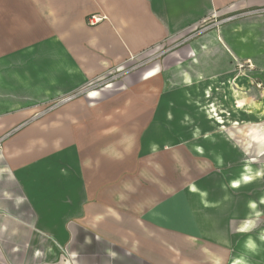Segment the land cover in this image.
Segmentation results:
<instances>
[{
    "label": "crops",
    "instance_id": "0c3cea01",
    "mask_svg": "<svg viewBox=\"0 0 264 264\" xmlns=\"http://www.w3.org/2000/svg\"><path fill=\"white\" fill-rule=\"evenodd\" d=\"M259 7L264 0H0V264L173 263L174 250L162 252L171 254L170 261L159 258L158 247L146 242L156 241L149 238L154 234L144 230L145 223L164 222L155 188L162 194L173 190L168 182L161 189L152 175L160 164L154 152L171 144L164 132L175 116L162 98L197 100L199 114L215 130V146L261 164L253 170L247 163L230 186L215 188L222 218L215 226L226 230L216 229L220 251L205 247L198 264H216L218 258L234 264L240 257L264 264V13L242 15ZM214 13L233 18L214 24ZM90 15L102 20L90 24ZM204 22L212 26L193 33ZM132 61L142 67L104 90L110 95L103 98L120 99L116 106L78 100L32 118L37 108L15 103L55 97L111 68L119 73ZM32 68H40L38 79L32 80ZM34 81L54 87L32 96ZM112 116L119 123L111 124ZM140 146L149 148L151 167L136 175L142 187L126 174L127 160L135 159ZM175 156H161L172 182L171 165L180 162ZM223 157L216 154V167ZM244 176L252 179L244 182ZM253 179H262L258 191ZM249 201L256 202L255 210ZM246 216L257 227L237 231ZM130 226L142 235L136 244ZM248 237L258 245L255 252L244 247Z\"/></svg>",
    "mask_w": 264,
    "mask_h": 264
},
{
    "label": "rangeland",
    "instance_id": "374dc122",
    "mask_svg": "<svg viewBox=\"0 0 264 264\" xmlns=\"http://www.w3.org/2000/svg\"><path fill=\"white\" fill-rule=\"evenodd\" d=\"M140 64L135 61L129 62L126 66L120 68L121 71L119 73L117 68H111L98 75V77L82 84V86L80 85L52 98L39 99L31 97L30 99H16L15 103H23L26 107L37 108V111L31 115L32 118L35 115L40 116L61 107L71 106L78 100L85 106L105 108L116 106L120 99L112 96L103 98L105 95H110L109 93H104V90H107L105 88H108V90L115 88L123 74L135 70ZM140 67L142 66L138 68ZM38 69L40 68L34 70L32 68V80L38 79L37 75H35ZM51 85L54 87L53 83L34 81L31 84V95L33 96L36 93L35 91L40 88L50 87ZM92 91L95 92V95L89 98L88 96H90ZM162 103H164V107L166 106L165 109L169 107L175 112L174 122L170 125L171 129L164 132L165 135L168 134L172 139L169 138L168 140V143H171L169 146L156 148L154 156H159L158 161H160V164L152 175L154 177L158 175V183L161 189L164 188L162 187L163 184L168 182L172 185L170 190H173L171 194H162L157 191V187L155 188L156 196H154V201L157 204V213L160 218L164 219V222L157 221V225L154 227L149 222L145 223L146 228L144 230H147V232L152 231V235L154 234L153 237L149 238L156 240L153 242L146 241L148 244L146 245L148 248L158 247V257L167 256L169 261L171 260V254H163L162 252H166L168 248L169 250H174L172 264H183L184 259L189 260L190 263L198 264L202 257L201 250H204L205 247L212 252L220 251L221 246L214 241L218 238L216 237V229L218 232L226 230L225 227L215 226L216 219L219 218V223H221L222 219L220 218L221 212L215 207V188L221 185L230 186V178L235 175L236 171H239L238 173L240 174V169L245 167L244 165L248 163L249 158L243 156L232 158L229 147L221 148L215 146V130L213 125L209 121L205 123L204 118L199 114L197 100L174 98L173 100L170 99L169 102L166 98H162ZM111 121V124L119 123L116 116H112ZM119 128L120 126H118ZM111 129L114 130V128ZM148 149L145 146L138 147L135 159L128 158L127 160V177H132V183L138 187L144 185L136 176L138 171L151 168L146 165V159L149 154ZM166 152L176 155V159L180 160V162L171 165L175 172L174 182L169 179V168L165 166L164 158H161ZM126 153L127 156L132 154L131 151H128V148ZM221 153L224 154V162H221V167H216V154L221 155ZM248 164L251 165L253 170L256 167H261V164H257V162ZM253 180L254 186H256L255 189L258 191L257 189L260 187L262 179ZM193 185L198 190H203L207 193V203L200 199L199 191L193 192L190 190ZM242 196H245V192ZM228 197L231 198L230 195ZM222 222L227 223V220L223 219ZM133 229L136 230V228L130 226L127 229V233L130 236H134L136 244L138 239L142 240V235L134 234ZM229 230L230 228L228 227ZM121 233H123V229ZM201 236H207L208 241L201 240ZM227 237L230 238L229 236ZM227 245L226 254L228 253L229 255L230 244L227 243ZM156 260L159 263L166 264L165 258Z\"/></svg>",
    "mask_w": 264,
    "mask_h": 264
},
{
    "label": "clouds",
    "instance_id": "9594fccd",
    "mask_svg": "<svg viewBox=\"0 0 264 264\" xmlns=\"http://www.w3.org/2000/svg\"><path fill=\"white\" fill-rule=\"evenodd\" d=\"M257 175H259V173H257ZM251 179H252L251 176H244L243 177L244 182H248ZM239 183H240V181H234V182H232V186L233 187H238ZM190 190L193 191V192L199 191L201 196H206L207 195L206 192H204L203 190H198L195 187V185H193ZM262 202H264V201H262ZM249 207L255 210L256 209V202L255 201H249ZM259 215H260L259 211H255L254 212V216L256 218H258ZM256 227H257L256 219L249 218V217L246 216L244 218V220L242 221V223L238 226L237 231H239V232H249V231H252L253 229H255ZM260 239L264 240V236H261ZM244 247L248 251L255 252L257 250V248H258V245H257V243H256V241L254 239H252L251 237H248L245 240ZM216 264H222V258H218ZM234 264H246V261H245V259L243 257H240V258H238V259H236L234 261Z\"/></svg>",
    "mask_w": 264,
    "mask_h": 264
},
{
    "label": "built area",
    "instance_id": "2783aa9c",
    "mask_svg": "<svg viewBox=\"0 0 264 264\" xmlns=\"http://www.w3.org/2000/svg\"><path fill=\"white\" fill-rule=\"evenodd\" d=\"M259 14V13H264V7H259V8H255L253 10H249V11H246V12H243V14ZM233 18V15H228V16H224V17H218L216 13L213 14V21H214V24H218L219 22H221L222 20H229ZM102 20V17L101 16H97V15H90V17L88 18V21L90 24H95L99 21ZM212 26V24L210 23H207V22H204L201 26H199L198 28L195 29V31L193 33H199V32H202L204 31L205 29L207 28H210ZM238 68L239 69H242L243 68V64H238ZM2 140H3V137H0V145L2 143Z\"/></svg>",
    "mask_w": 264,
    "mask_h": 264
},
{
    "label": "bare ground",
    "instance_id": "6f19581e",
    "mask_svg": "<svg viewBox=\"0 0 264 264\" xmlns=\"http://www.w3.org/2000/svg\"><path fill=\"white\" fill-rule=\"evenodd\" d=\"M261 134V133H260ZM257 136V132L256 131H254V137H256Z\"/></svg>",
    "mask_w": 264,
    "mask_h": 264
},
{
    "label": "snow or ice",
    "instance_id": "6c2138e0",
    "mask_svg": "<svg viewBox=\"0 0 264 264\" xmlns=\"http://www.w3.org/2000/svg\"><path fill=\"white\" fill-rule=\"evenodd\" d=\"M93 95H95V93H93Z\"/></svg>",
    "mask_w": 264,
    "mask_h": 264
}]
</instances>
